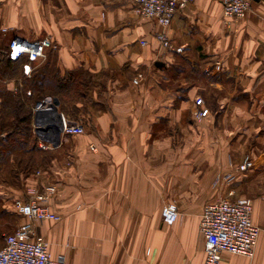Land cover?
Here are the masks:
<instances>
[{
    "label": "crops",
    "instance_id": "0c3cea01",
    "mask_svg": "<svg viewBox=\"0 0 264 264\" xmlns=\"http://www.w3.org/2000/svg\"><path fill=\"white\" fill-rule=\"evenodd\" d=\"M160 30L135 0H0V107L29 78L2 60L14 36L51 37L53 73L108 74V109L91 108L85 132L63 134L49 166L24 180L25 189L54 184L49 205L62 216L38 222L33 237L66 264H162L171 251L168 264H204L203 206L233 189L252 199L261 231L253 256L224 252L221 264H264V0L236 20L222 0L178 10L165 31L181 53L158 42ZM199 96L208 113L196 121ZM246 154L256 167L214 187ZM171 203L180 218L167 225Z\"/></svg>",
    "mask_w": 264,
    "mask_h": 264
},
{
    "label": "built area",
    "instance_id": "2783aa9c",
    "mask_svg": "<svg viewBox=\"0 0 264 264\" xmlns=\"http://www.w3.org/2000/svg\"><path fill=\"white\" fill-rule=\"evenodd\" d=\"M194 0H135V10L143 17L155 21L161 28L155 38L168 50L181 53L183 47L172 44L166 33L178 10L187 7ZM253 0H222L223 15L226 19L236 20L243 18L251 9ZM3 28V32H7ZM142 45L147 40H141ZM56 48L51 37L32 40L14 36L7 47L11 60L17 61L27 58L23 66L26 77H31L35 66L48 58V49ZM23 84L21 85V87ZM30 95L31 91L27 90ZM47 100V99H46ZM198 108L194 112L197 119H202L208 112L204 107V100L198 97L195 100ZM41 107L39 104L37 109ZM36 109V110H37ZM62 114L63 134H82L86 128L79 122L71 123ZM43 148L47 146L41 144ZM255 167V160L251 155H245L242 161L231 168L218 173L214 186L219 190L231 187L241 174H245ZM56 192L54 185H47L41 191H35L27 199H17L16 208L24 221L15 231L4 235V245L0 248V264H66L63 256L54 258L48 244L41 239L34 238L35 227L44 220L59 221L61 215L52 211L49 202ZM253 201L247 196L235 197V191L230 189L227 195L220 194L214 200L204 204L199 230L204 239V264H221L222 254L230 252L253 256L261 228L252 219ZM180 218L176 204H166L162 209V220L167 225L175 224Z\"/></svg>",
    "mask_w": 264,
    "mask_h": 264
},
{
    "label": "trees",
    "instance_id": "16d2710c",
    "mask_svg": "<svg viewBox=\"0 0 264 264\" xmlns=\"http://www.w3.org/2000/svg\"><path fill=\"white\" fill-rule=\"evenodd\" d=\"M1 57L13 70L21 68L23 72L27 58L11 60L6 50L1 53ZM53 68L50 67L48 53V58L26 79L23 90L3 94L0 107V177L5 179L4 184H20L21 178L34 172L36 166L47 167L55 157L54 149L43 148L33 131L34 109L39 101L49 96L57 97L60 100V112L74 122H78L82 115L64 111L63 94L74 93L75 103L78 105L83 101L87 114H92L91 108L108 109L105 99L107 72L102 73V79H97L95 73L90 71H80L79 74L69 71L61 76L59 71L53 73ZM28 87L32 89L30 95L27 93ZM93 90H97L96 97ZM6 174L10 176V180H7Z\"/></svg>",
    "mask_w": 264,
    "mask_h": 264
},
{
    "label": "rangeland",
    "instance_id": "374dc122",
    "mask_svg": "<svg viewBox=\"0 0 264 264\" xmlns=\"http://www.w3.org/2000/svg\"><path fill=\"white\" fill-rule=\"evenodd\" d=\"M54 41V40H53ZM44 61L40 62L41 64L43 63ZM40 65V64H39ZM38 65V66H39ZM37 66H35L36 68ZM24 88V87H23ZM28 89L30 91H32L31 88L28 87ZM94 92L97 91V90H93ZM97 93V92H96ZM64 100H65V103L63 101L62 103V108H64V111L70 113V114H79L82 115L80 120L78 121L79 123L83 124L84 126L87 125V122L85 121L87 119V117L89 118V114H87V111H86V105H83L82 102H79V104L77 105L75 103V100H74V93H67V94H63L61 96ZM200 97V96H199ZM50 98V100H52L53 97L49 96V97H46L45 99H43L42 101H39L36 105V107L39 106V104H42L43 102H47L46 99ZM198 98V97H197ZM196 98V99H197ZM202 98V97H201ZM195 99V100H196ZM48 101V102H51V101ZM204 100V99H203ZM196 104V103H195ZM35 107V112H36V108ZM204 107H206V104L204 102ZM198 108V106L196 105V109ZM196 109L194 110V112L196 111ZM58 110L60 112V104L58 106ZM193 112V118L194 120L196 121H200V120H203L207 114L202 118V119H197L195 117V114ZM208 113V112H207ZM63 114V113H62ZM70 121V120H69ZM48 122H51V121H47L45 122L44 124L42 125H39L36 123V120H35V117H34V120H33V131H34V134L36 135V138L39 139V141H42L47 147L45 149H51L54 147V144L51 140V138H53V134L50 132V130L47 129V123ZM74 122V121H72ZM63 135V133H62ZM73 135V134H71ZM40 143V142H39ZM41 145V143H40ZM246 155H250V154H246ZM244 158V157H243ZM255 167H256V162H255ZM254 167V168H255ZM44 168H47L45 166H36V169L34 172H32L30 175H28L27 177L25 176L23 179L21 178V183L19 184L18 182L15 183L16 186H10L8 184H4L3 182L5 181V179H3V177H0V242L2 240L3 242V238L4 236L2 235H5V234H9V233H12L13 231L16 230V228L24 221L23 217L20 215V213L18 212L17 208H16V201L17 199H27V197L32 194L35 191H41L43 190L47 185H54V184H46V186H43L42 188H39V186L37 185H30L29 187H24V180L26 178H29L31 177L32 175H41L42 174V170ZM230 169V168H229ZM225 171V170H224ZM224 171H220V172H224ZM219 172V173H220ZM218 175V174H217ZM216 175V176H217ZM6 178L7 180H10V176L8 174H6ZM216 178V177H215ZM4 180V181H3ZM215 180V179H214ZM213 185H214V182H213ZM55 186V185H54ZM56 187V186H55ZM215 187V186H214ZM224 188H228V187H224ZM231 188V187H229ZM217 189H219L217 187ZM17 190H21L22 192H24V197L23 198H14L15 200L12 202L9 198L11 197L12 198V193L13 191H17ZM56 191H57V188H56ZM56 193V192H55ZM224 195H227L226 193H223ZM55 195V194H54ZM53 195V196H54ZM237 193L235 192V197H238ZM240 196V195H239ZM242 196V195H241ZM9 199V201H8ZM52 199V198H51ZM53 211V210H52ZM62 217V216H61ZM22 220V221H21ZM60 221V220H59ZM201 241V240H200ZM199 241V242H200ZM2 245H0L1 247ZM155 248H153V258L157 256H159V252L157 250H159L158 248L160 246H154ZM171 257H173V253L171 251L170 253V257L168 256L167 258L163 259V262L162 264H168L170 261H171Z\"/></svg>",
    "mask_w": 264,
    "mask_h": 264
},
{
    "label": "water",
    "instance_id": "95a60500",
    "mask_svg": "<svg viewBox=\"0 0 264 264\" xmlns=\"http://www.w3.org/2000/svg\"><path fill=\"white\" fill-rule=\"evenodd\" d=\"M50 98L41 104L35 112V120L39 125L44 124L46 121H51L47 123V129L53 134L51 138L54 146L59 145L62 139V113L59 112L58 106L60 100L57 97L52 98L51 102H48ZM75 123V122H71Z\"/></svg>",
    "mask_w": 264,
    "mask_h": 264
},
{
    "label": "bare ground",
    "instance_id": "6f19581e",
    "mask_svg": "<svg viewBox=\"0 0 264 264\" xmlns=\"http://www.w3.org/2000/svg\"><path fill=\"white\" fill-rule=\"evenodd\" d=\"M47 122V121H46Z\"/></svg>",
    "mask_w": 264,
    "mask_h": 264
}]
</instances>
